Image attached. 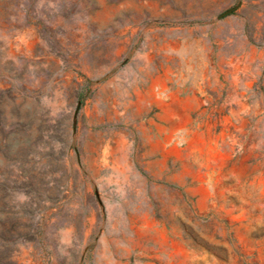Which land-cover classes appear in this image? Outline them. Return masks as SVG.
<instances>
[{"label": "rangeland", "instance_id": "obj_1", "mask_svg": "<svg viewBox=\"0 0 264 264\" xmlns=\"http://www.w3.org/2000/svg\"><path fill=\"white\" fill-rule=\"evenodd\" d=\"M0 264H264V0H0Z\"/></svg>", "mask_w": 264, "mask_h": 264}]
</instances>
